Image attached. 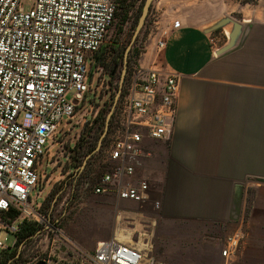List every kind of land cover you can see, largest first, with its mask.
<instances>
[{"label":"built area","instance_id":"1","mask_svg":"<svg viewBox=\"0 0 264 264\" xmlns=\"http://www.w3.org/2000/svg\"><path fill=\"white\" fill-rule=\"evenodd\" d=\"M22 2L0 0V251L4 255L15 248L25 223L39 228L36 236L60 231L52 210L45 213L37 202L44 191L32 197L45 174L44 159L51 155L60 132L78 128V140L86 125L95 124L112 101L116 85L98 60L116 22V0H33L28 10ZM148 20L161 54L172 29H157L152 12ZM179 25L176 21L172 28ZM179 88V78L172 73L135 67L111 119L110 167L96 185L86 181L81 191L112 192L141 206L150 201L149 183L132 180L135 166L147 155L146 141L171 138ZM66 161L70 164L71 155ZM80 176L76 171L74 186ZM2 232L14 235V243L8 244L7 237L2 240ZM242 238L241 233L227 238L221 254L225 264H232ZM148 253L145 247L113 238L97 243L94 253L85 254L80 264H146Z\"/></svg>","mask_w":264,"mask_h":264},{"label":"crops","instance_id":"2","mask_svg":"<svg viewBox=\"0 0 264 264\" xmlns=\"http://www.w3.org/2000/svg\"><path fill=\"white\" fill-rule=\"evenodd\" d=\"M249 6L241 0L153 1L156 28L172 32L158 54L148 27L139 65L179 78L177 118L171 138L146 141L147 155L135 166L132 180L150 185L148 203L94 194L107 214L105 235H95L93 244L113 238L131 244L121 238H144L160 221L232 223L243 235L232 264H264V0L254 21L246 20L257 12ZM237 15L240 23L232 20ZM236 24L235 45L218 55L225 43L218 47L211 35L220 28L229 41Z\"/></svg>","mask_w":264,"mask_h":264},{"label":"rangeland","instance_id":"3","mask_svg":"<svg viewBox=\"0 0 264 264\" xmlns=\"http://www.w3.org/2000/svg\"><path fill=\"white\" fill-rule=\"evenodd\" d=\"M22 3L23 7L28 10L33 4V0H23ZM143 3L144 0H132L128 21L121 26V20L118 17L115 25L109 31L103 44L107 52L103 62L107 73L112 67L113 48H119L122 54L124 49L129 46ZM241 3H249L250 10L253 9L252 7H255V10L257 9V12L247 16L246 20H256L259 13L263 11L259 8V4L263 3V0H241ZM239 17L240 15H237L235 19H231L240 23L241 18ZM148 27H150V20L147 18L144 28L128 54L122 94L127 82L133 75L135 67L139 64L140 56L145 51ZM211 37L214 38L213 42L218 47L224 45V43V47L228 45L229 41L222 34L220 28ZM133 50L138 51L139 57L138 60L133 59L129 63V56ZM123 69L124 64L123 59H121L116 76L112 79V82L116 84L114 87L115 94L112 101L103 110L106 115L113 107ZM104 127L105 125L100 129L99 126L86 125L78 140L76 139L78 128H72L69 133H63L62 131L54 139L51 155L44 159V177L41 178L38 188L32 191V197L38 195L40 191H44L43 197L39 198L37 202L42 204L45 213L52 210V221L60 231L33 237L26 243H16L14 249L20 253V259L15 264H80L85 254L94 253L97 245L93 244L94 236L105 235L104 231L106 229L102 217L107 212L104 211V206L100 204V201L97 200L91 190L81 191V188L86 181H89L92 186L96 185L102 174L109 169L110 162L107 147L110 140H108V135L103 141L101 154L89 160L90 164L87 170L82 172L75 186L74 181L78 165L70 167L66 157L74 155L80 158L79 151L77 152L78 145L84 143L86 146L84 150H87V143L91 141L94 144L96 139L94 140L93 136H98L100 130L104 131ZM89 132H91V139L83 141V133H86L85 137L89 138ZM59 142L63 144L58 145ZM96 218H102L98 227L95 226ZM236 229V226L232 223L219 225L202 222L160 221L157 226L148 228L144 238L134 235L133 242L138 244V241L141 240L143 243L140 244L141 246H148V263L146 264H225L221 254L227 238L234 234ZM6 237L8 238V244L14 243V235L2 232L1 239L4 240ZM3 256H5L4 253L0 251V258Z\"/></svg>","mask_w":264,"mask_h":264},{"label":"trees","instance_id":"4","mask_svg":"<svg viewBox=\"0 0 264 264\" xmlns=\"http://www.w3.org/2000/svg\"><path fill=\"white\" fill-rule=\"evenodd\" d=\"M132 0H116V4H117V14H116V21L118 19V17H120L121 20V26L124 25V23H126L128 21V16L131 10V4ZM144 4V3H143ZM116 23V22H115ZM115 25V24H114ZM106 47H101L100 49V54L98 57L99 62L105 67L104 59L107 55V52L105 51ZM114 53H113V61H112V67L109 71L111 78L113 79L116 76V72H117V67L119 66V64L121 63V59L124 58V54L126 51V48L124 49V51L122 52V54L120 53V49L119 48H113ZM137 57V58H136ZM139 57V53L136 50H133L129 56V63H131V61L137 60ZM120 59V61H119ZM106 114L105 111H102L101 114L99 115L97 121L95 122V124L92 127H96L99 126L100 129H102V127L105 125V119H106ZM103 133V130H100L99 135L101 136ZM99 135L97 136H93L94 140L96 139V142L94 144H92L91 141H89L87 143V150L85 149V144L80 143L77 147V152L79 151V157H75L74 155H71V162H70V167L78 165L77 167H81L84 159L91 154L98 143L99 140ZM86 133H83V141L84 140H88L91 139V132H89L88 137H85ZM105 143V142H104ZM104 148V145H103ZM103 151V149H102ZM83 153V154H82ZM101 152L99 151L98 153H96L91 159H93L95 156L100 155ZM90 164H87V167L85 168V171L87 170L88 166ZM78 168L76 169V171L78 170ZM39 231V228H37L35 225L30 224V223H25L22 227V230L20 232V234L18 235V244L21 243H26L27 241H29L30 239H32ZM20 259V254L18 255V251H16L15 249H13L10 253H7L5 256H3L2 258H0V264H15L16 262H18Z\"/></svg>","mask_w":264,"mask_h":264},{"label":"water","instance_id":"5","mask_svg":"<svg viewBox=\"0 0 264 264\" xmlns=\"http://www.w3.org/2000/svg\"><path fill=\"white\" fill-rule=\"evenodd\" d=\"M153 1L154 0H144V4H143V7H142V11H141L140 17L138 19V22H137V25H136L134 34L132 36V40H131L129 46L126 48V51H125V54H124V58H123L124 69L122 71L121 81H120V84H119V90H118V93H117V95H116V97L114 99L113 107H112L111 111L109 112V114L106 116L104 131H103L102 135L100 136V138L98 140V143H97V146H96L95 150L84 159L81 167L78 168V170H77V175L78 176H80L81 173L85 170L88 161L96 153H98L101 150L103 141H104V139L108 135L109 127H110V123H111V119H112L114 110H115V108H116V106L118 104L119 98L121 97V94H122V91H123L124 76H125L126 69H127L128 54H129V52H130V50H131V48H132L135 40L138 38V36L140 35L142 29L144 28V26L146 24V21H147V18L149 16V13H150V10H151ZM240 30H241V25L236 24L234 31L230 34L228 45L225 46V47H223L222 49H220L217 52L218 55L223 54L224 52H226V51L230 50L231 48H233V46L235 45L236 40H237V38L239 36ZM68 98H70V96ZM239 195L240 194H238V192L235 193L234 205H233V214H235V217L234 218L237 217V208H238L239 202H240V196ZM19 254L20 253L18 252V255Z\"/></svg>","mask_w":264,"mask_h":264},{"label":"bare ground","instance_id":"6","mask_svg":"<svg viewBox=\"0 0 264 264\" xmlns=\"http://www.w3.org/2000/svg\"><path fill=\"white\" fill-rule=\"evenodd\" d=\"M119 237V236H118ZM121 240L123 241V242H129V243H131L132 245H136V246H138V247H141V248H147L148 249V246L147 245H140L142 242H141V240L140 241H138V244H134V242H133V240H131V237H130V235L128 234V236H126V238H121ZM143 244V243H142ZM150 246V245H149ZM150 248V247H149ZM151 249V248H150ZM149 250V249H148Z\"/></svg>","mask_w":264,"mask_h":264}]
</instances>
